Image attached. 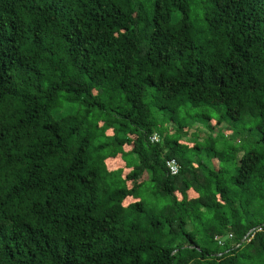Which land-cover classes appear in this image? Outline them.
<instances>
[{
	"label": "trees",
	"instance_id": "obj_1",
	"mask_svg": "<svg viewBox=\"0 0 264 264\" xmlns=\"http://www.w3.org/2000/svg\"><path fill=\"white\" fill-rule=\"evenodd\" d=\"M0 264H264V0H0Z\"/></svg>",
	"mask_w": 264,
	"mask_h": 264
},
{
	"label": "rangeland",
	"instance_id": "obj_2",
	"mask_svg": "<svg viewBox=\"0 0 264 264\" xmlns=\"http://www.w3.org/2000/svg\"><path fill=\"white\" fill-rule=\"evenodd\" d=\"M225 127V126H224ZM222 128V127H221ZM221 128H219V129H221ZM207 130L208 129H206V127H204V126H202V124H196V126L194 127V129L191 131V134H189V137H188V141L187 142H189V144L191 145V146H194V144H195V142H196V140H197V137H196V135H200L201 134V139L203 140V139H205V137H206V132H207ZM218 133V132H217ZM204 134V135H203ZM216 136L218 135V134H215ZM245 136V138H246V140L247 141H250V137L249 136H247V135H244ZM243 137H241V138H236L235 139V143H241L242 141H243V139H242ZM153 139L155 140H159V138H158V136H154L153 137ZM120 157H118L116 160H108V162H110V166H112L113 165V168H120V166L122 165V167H124L125 165V162L124 161H122L121 159H119ZM125 170H130V169H125ZM127 171H125V174H126V172ZM189 227L190 228H192V225L190 224L189 225Z\"/></svg>",
	"mask_w": 264,
	"mask_h": 264
},
{
	"label": "built area",
	"instance_id": "obj_3",
	"mask_svg": "<svg viewBox=\"0 0 264 264\" xmlns=\"http://www.w3.org/2000/svg\"><path fill=\"white\" fill-rule=\"evenodd\" d=\"M153 141L157 142L158 140H154ZM167 168L169 169V173L172 175V176H176L179 174L180 172V165L179 163L176 161V160H169L167 162ZM233 237V234L232 233H229L227 235H225L224 237H220L218 236L217 239L219 241V243L221 244H224L225 241L228 239V238H232Z\"/></svg>",
	"mask_w": 264,
	"mask_h": 264
}]
</instances>
